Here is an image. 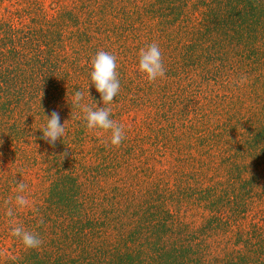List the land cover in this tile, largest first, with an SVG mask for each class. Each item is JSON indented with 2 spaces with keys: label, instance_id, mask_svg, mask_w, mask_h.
<instances>
[{
  "label": "trees",
  "instance_id": "obj_1",
  "mask_svg": "<svg viewBox=\"0 0 264 264\" xmlns=\"http://www.w3.org/2000/svg\"><path fill=\"white\" fill-rule=\"evenodd\" d=\"M152 42L154 83L138 70ZM99 50L117 57L110 105ZM77 90L124 125L119 147L85 128ZM21 181L32 207L8 217ZM1 242L0 264H264V0H0Z\"/></svg>",
  "mask_w": 264,
  "mask_h": 264
},
{
  "label": "clouds",
  "instance_id": "obj_2",
  "mask_svg": "<svg viewBox=\"0 0 264 264\" xmlns=\"http://www.w3.org/2000/svg\"><path fill=\"white\" fill-rule=\"evenodd\" d=\"M138 70L144 74L148 82L154 83L166 74L163 63L162 52L158 43L152 42L139 50ZM117 57L110 52L99 50L91 59L90 82L95 86L96 91L100 94L103 105H110L120 91V80L117 73ZM246 77H241L236 83L243 85ZM72 107H78L83 113L84 126L88 131H95L98 137L103 133H110L107 137V143L119 147L125 139L124 125L116 122L111 117L112 109L110 107L93 108L84 102V93L77 90L72 97ZM47 122L40 128L43 133L42 138L51 145L64 136L65 123L61 125L59 113L52 111L50 117L46 116ZM27 189V185L21 181L17 184V195L9 197L4 201L6 206V215L14 216V205L18 210H25L32 207L31 201L22 193ZM10 234L18 238L26 249H37L43 241L37 233L26 230L22 226L15 225L12 227Z\"/></svg>",
  "mask_w": 264,
  "mask_h": 264
},
{
  "label": "rangeland",
  "instance_id": "obj_3",
  "mask_svg": "<svg viewBox=\"0 0 264 264\" xmlns=\"http://www.w3.org/2000/svg\"><path fill=\"white\" fill-rule=\"evenodd\" d=\"M9 248H11V246L9 244H6L4 246V244L2 242L0 243V249L2 250L1 252H2L3 256H6L7 254H11L12 249L10 250Z\"/></svg>",
  "mask_w": 264,
  "mask_h": 264
}]
</instances>
